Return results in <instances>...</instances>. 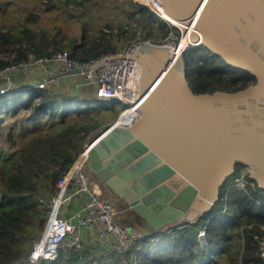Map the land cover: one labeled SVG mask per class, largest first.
<instances>
[{
    "label": "trees",
    "instance_id": "obj_1",
    "mask_svg": "<svg viewBox=\"0 0 264 264\" xmlns=\"http://www.w3.org/2000/svg\"><path fill=\"white\" fill-rule=\"evenodd\" d=\"M46 2L47 8L56 5ZM63 2L74 3L78 11L83 4L82 0ZM123 9L127 22L116 28L107 23L97 35L83 30L67 44L55 34L32 31L25 24L5 29L0 23V54L14 53L7 59L0 57V69L33 56L51 57L65 46L72 49L73 59L88 61L117 52L121 46L116 39L131 42L140 27L152 23H157L161 32L158 42L171 29L179 34L173 24L144 3L129 1ZM37 18L29 11L23 20ZM151 36V30L146 29L141 39ZM181 56L195 93L232 91L255 81L252 74L227 63L202 43L183 49ZM21 73L14 72L12 88L0 93V128L5 118L13 119L6 134L10 145H0V264H263L256 236H264V188L249 171H243L241 162L220 186L210 209L194 222L142 231L124 251H105L96 240L95 246L89 247L83 238L79 246L59 248L54 258L31 261L32 242L47 220L57 179L103 125L95 115L102 101L91 86H77L78 92L60 91L54 82L33 86ZM15 129L26 136L21 143L15 144Z\"/></svg>",
    "mask_w": 264,
    "mask_h": 264
},
{
    "label": "water",
    "instance_id": "obj_2",
    "mask_svg": "<svg viewBox=\"0 0 264 264\" xmlns=\"http://www.w3.org/2000/svg\"><path fill=\"white\" fill-rule=\"evenodd\" d=\"M162 6L166 19L189 33L191 43L182 48L202 43L255 81L195 93L175 47L147 40L134 47L144 70L142 116L101 126L87 142V166L124 205L126 222L145 233L200 218L237 162L264 188V0H162Z\"/></svg>",
    "mask_w": 264,
    "mask_h": 264
},
{
    "label": "built area",
    "instance_id": "obj_3",
    "mask_svg": "<svg viewBox=\"0 0 264 264\" xmlns=\"http://www.w3.org/2000/svg\"><path fill=\"white\" fill-rule=\"evenodd\" d=\"M133 1L148 5L161 16L157 11V7L162 6L161 0ZM144 41L140 34L136 33L134 40L117 52L105 53L88 61L73 59L70 56L72 49L66 48L51 57L33 56L28 60L9 64L0 69V93H6L12 88V74L18 70L31 73L34 76V83L43 79L39 86L57 80V75L61 73L80 74L76 86H91L94 95L98 98L119 99L128 104L119 114L120 117L128 108H135L137 114L141 63L134 47L141 46ZM147 41L154 43L148 39ZM13 54V52L0 54V57L7 59ZM83 68L87 69L83 70ZM53 70L57 75H48ZM136 114L128 121H119L123 125H128ZM87 157L86 142L83 150L57 179L47 220L40 236L32 242L29 254L31 261L54 258L59 248L67 250L79 246L89 230H92L95 240L105 251H124L132 241L134 235L119 219L123 210L118 209L110 199L105 198L98 181L88 175ZM203 234L204 231L201 230L200 235ZM256 237L264 260V236Z\"/></svg>",
    "mask_w": 264,
    "mask_h": 264
},
{
    "label": "rangeland",
    "instance_id": "obj_4",
    "mask_svg": "<svg viewBox=\"0 0 264 264\" xmlns=\"http://www.w3.org/2000/svg\"><path fill=\"white\" fill-rule=\"evenodd\" d=\"M46 1H50V0H0V23L3 25L5 29L13 25L15 26L17 25L19 27L21 24H25L32 31L43 32L47 35L55 34V37L61 40V43L67 44L72 40V38H79L83 30H85L90 34L97 35L99 29L107 28L106 25L107 23L111 24L112 27L116 28L118 24H123L127 22V17L123 11L124 10L123 7L127 6L129 4V1L133 2V0H82L83 1L82 8L80 11H78V9L77 10L75 9L76 7L74 3L65 4L63 0H59V1L51 0V3L54 2L56 5L51 8H47L48 2ZM29 11L34 12L36 15H38V18L35 21L24 22L23 17ZM163 19L167 20L165 18ZM173 25L179 30V34L177 35L175 33L176 29H171L166 34L164 39H162V42H158L156 40L161 38L160 36L161 32L157 27V23L146 25L143 28L140 27L136 33H139L141 37L146 32V29L151 30L153 36H151L149 40H151L154 43H166L168 45L175 47L176 49L184 47L187 44H190L191 43V40H189L190 37H187L188 43L181 45L180 39H182L181 37L184 36V32L177 25L175 24ZM116 42L121 46L119 49H121L127 43H129L125 41L124 38L116 39ZM178 42H179V46H177ZM64 48L66 49L70 47L65 46ZM179 60L180 62H182L181 54H179ZM21 75H23L24 77L25 72L22 71ZM43 75H47V74H43ZM49 77L52 78V76ZM80 77H81L80 74H76V77H72V79L58 78L57 80H51V82L52 83L54 82L58 90L60 91L78 92L79 88L73 85L74 84L76 85V82H78V78ZM143 82H144V70H143V63L141 60V74H140L139 85L140 84L143 85ZM98 99L102 101V104L101 107L95 112V115L102 121L103 125L115 121L119 116V114L122 112L123 108L128 106L127 103H123L119 99H115V100H108L105 98H98ZM141 116H142L141 107L138 106L136 117L133 120H131L129 124L134 123L137 119L141 118ZM12 120L13 119L11 117L5 118L2 121V124L4 126L0 128V145H4L5 147H9L10 145L9 144L10 142L8 141L6 134L9 128V124ZM15 131H16L14 135L15 137L14 139L16 142L15 144L21 143L26 138V136L22 137L18 135L17 129H15ZM250 169L251 168L249 166H245V168H243V171L246 170L250 172ZM237 179L238 182H240L239 181L240 177H238ZM103 196L105 198H108L106 197V195ZM108 199H110L112 203L116 205V203L111 198ZM120 219H122V213H120ZM121 223L127 227V225L122 220ZM179 223H183V222L180 221L169 225H174ZM166 226H163L162 228ZM201 238L203 240V235H201ZM94 240L95 237L91 233L86 234L84 236V243L89 247L95 246L92 244ZM133 243L134 241L131 244Z\"/></svg>",
    "mask_w": 264,
    "mask_h": 264
},
{
    "label": "crops",
    "instance_id": "obj_5",
    "mask_svg": "<svg viewBox=\"0 0 264 264\" xmlns=\"http://www.w3.org/2000/svg\"><path fill=\"white\" fill-rule=\"evenodd\" d=\"M40 74V73H39ZM55 75L56 73L54 72V70L53 71H51V72H49L48 73V75ZM58 76V78H69V79H72V77H76V74H63V73H61V74H59V75H57ZM22 78H25V80H27V81H30V82H32V83H34V76L33 75H31V73H29V72H25V76L24 77H22ZM104 195V194H103ZM107 197V196H106ZM108 199V198H107ZM115 202V201H114ZM116 203V207L118 208V209H120V210H125V207H124V205H122V204H120V203H118V202H115ZM126 218H127V216H126V214H125V211H122V219H120V221L122 220L126 225H127V227H128V229H129V231L133 234V235H137V234H139L140 232H142V230L139 228V226H135V225H133V224H130V223H127L126 222ZM140 229V230H139ZM92 230H89V231H87V233L89 234V233H91L92 235H94L92 232H91Z\"/></svg>",
    "mask_w": 264,
    "mask_h": 264
},
{
    "label": "bare ground",
    "instance_id": "obj_6",
    "mask_svg": "<svg viewBox=\"0 0 264 264\" xmlns=\"http://www.w3.org/2000/svg\"><path fill=\"white\" fill-rule=\"evenodd\" d=\"M162 1V0H161ZM158 5H156L157 7ZM157 11L158 13L161 14L162 17H164L166 19V17H168L167 13L165 12L166 10H164L163 6H158L157 7ZM189 33L184 31V36L181 39V45H184L186 43H188L187 37H188ZM189 39V38H188ZM190 40V39H189ZM177 53H179V49H176ZM141 102V97L138 100V105H140ZM141 107V105H140ZM136 114V109L135 108H128V110L126 112L123 113V115L119 118L120 121H128L130 120L134 115ZM88 146V144H87ZM40 234V233H39Z\"/></svg>",
    "mask_w": 264,
    "mask_h": 264
},
{
    "label": "flooded vegetation",
    "instance_id": "obj_7",
    "mask_svg": "<svg viewBox=\"0 0 264 264\" xmlns=\"http://www.w3.org/2000/svg\"><path fill=\"white\" fill-rule=\"evenodd\" d=\"M86 171H87V173H88V175H89L90 177H93L94 179H96V178L94 177V174H93L92 172H90V170L88 169V166H86ZM98 183H99V182H98ZM170 183H171L172 185H174V186H177V185L180 184V182H178L177 179H171V180H170ZM99 184H100V186H101V189H102V192H103L104 195H106L108 198H111L113 201L118 202L119 199H117V198L115 197V195L112 194V192H110V190H109L104 184H102V183H99ZM119 201H120V200H119ZM118 203H120V202H118Z\"/></svg>",
    "mask_w": 264,
    "mask_h": 264
}]
</instances>
